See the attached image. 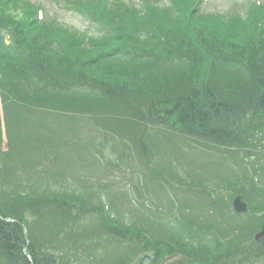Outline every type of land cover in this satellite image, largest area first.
<instances>
[{
	"label": "trees",
	"instance_id": "obj_1",
	"mask_svg": "<svg viewBox=\"0 0 264 264\" xmlns=\"http://www.w3.org/2000/svg\"><path fill=\"white\" fill-rule=\"evenodd\" d=\"M42 1L0 0V104L8 148L4 153L0 145V264H129L147 252L154 253L153 264L176 257L188 264L264 263V244L248 255L230 241L231 231L251 227L250 212L264 211L257 201L264 199V0L248 1L244 15L228 17L201 10L202 0H55L81 13L93 33L46 17ZM28 114L61 115L95 126L102 136L142 137L140 144L162 135L165 151L183 143L189 153L217 157L221 167L230 159L235 169L221 186L209 178L179 183L206 196L209 213L204 206L188 215L172 199L159 212L126 195L118 208L123 194L112 186L73 187L34 176L47 158L40 136L33 140L40 124ZM33 143L40 153L35 160ZM65 143L77 152L86 148L75 136ZM155 163L165 180L178 178L170 166ZM236 195L249 202L246 216L231 210ZM215 211L227 213L229 225L221 227ZM86 218L100 224L80 230Z\"/></svg>",
	"mask_w": 264,
	"mask_h": 264
},
{
	"label": "rangeland",
	"instance_id": "obj_2",
	"mask_svg": "<svg viewBox=\"0 0 264 264\" xmlns=\"http://www.w3.org/2000/svg\"><path fill=\"white\" fill-rule=\"evenodd\" d=\"M141 0H135L138 5H140ZM210 2L209 10L213 11L215 14L219 13L226 17L232 15L231 13H237L238 5L246 3L248 0H208ZM55 0H46V8H45V16L51 19L59 20L63 25L72 27L76 30H86L89 29L91 33L95 31V27L91 24L84 23L81 18V13L74 11L73 9H69L64 7V3H54ZM208 2V3H209ZM168 4V0H162L160 2L161 5ZM242 13V12H240ZM16 16L18 19H22L23 16L20 13H17ZM22 16V17H21ZM21 115V114H18ZM27 120H32L34 123H39L40 127L35 128L34 131L38 133V135H34L33 140L40 136L42 144L41 155H44L47 158V161H44V166L39 167L36 166L33 168L35 172L33 173L34 176H42V181L45 183L47 178L48 181H52L54 177L57 179L65 180L71 186L82 187L85 185H101V186H112L114 193L121 192L122 198H119L118 195L116 197V205L120 208V205H124L125 203V195L130 200H141L143 204L150 205L159 212L161 210L165 211V204H170L169 200H174L176 202V208L179 211L188 212L193 211V208H200L204 207L203 212H208L211 209L209 205H211L207 200L206 196L199 197L196 191H193V194L189 191H186L185 187H180L179 183L181 181H200L205 180V178L214 179L215 182H219L220 186L223 184L224 180L231 179V173H233L234 169L232 167V163L230 159H227V162L224 163V167L219 166L223 162L218 159L217 157L205 155L204 153L194 152L189 153L188 148L184 147L183 143H173V148H169L166 151L160 148V144L164 145V138L162 135L159 136L160 139H156L157 137L154 136L150 139V141L146 140L140 144L142 137L131 138L130 140L128 137L126 140L120 139L119 137L105 135L97 133L94 128L91 129L89 124L85 122L82 125H79V120L69 119L60 116H52L46 117L44 115L39 114L38 116H32L29 114L26 116ZM2 120H4V114L2 115L0 111V145L2 152L8 153V148L6 146L7 143V135H5V129L2 128ZM77 122V123H76ZM71 123H73L71 125ZM69 127L62 128L64 125ZM75 124V125H74ZM92 125V124H91ZM73 136L76 139L80 140L82 146L86 148L83 149L81 152H77V146L75 144L68 145L65 147V142L69 141ZM167 136V135H166ZM168 138V137H167ZM105 141V143H104ZM152 143V144H151ZM38 145V144H37ZM60 145V147L58 146ZM153 145V147H152ZM147 147L152 152V156L154 160L150 157L149 159L146 158V150H142V148ZM155 150H152V148ZM65 147V148H64ZM32 151V160H35L37 156H39V152L36 150V144L33 143L31 147ZM158 148V149H157ZM58 149V150H57ZM64 149V150H63ZM64 151L66 155H62L61 159L59 160L58 155ZM171 151L173 153L172 158L167 157V153ZM155 152V154H153ZM167 152V153H166ZM28 159L31 157L28 153H23ZM40 155V157H41ZM147 156V157H148ZM171 162L170 164L168 163ZM153 162L155 166L159 164H166V168L168 169L169 166L171 167L169 172L172 173L176 172L178 178L165 180L162 176L159 175L158 171H154L152 168ZM42 165V163H41ZM154 166V167H155ZM231 170V171H230ZM228 177V178H227ZM161 186V188L158 186ZM70 190V189H69ZM212 191V190H211ZM232 190L225 191V193H231ZM72 195V193H71ZM237 196V195H236ZM234 196L231 200L236 197ZM148 199L150 202L145 201ZM197 201V202H196ZM200 201V203H199ZM204 202V205L202 202ZM231 201V202H232ZM247 209H250L248 206L249 202H243ZM126 210L128 211L129 205H125ZM253 210V209H251ZM135 210H130V213H133ZM157 211L156 214L159 212ZM262 209L259 211L250 212L249 221L247 222H256V216L262 212ZM127 212V214H129ZM156 212V211H154ZM200 212V210H197ZM205 214V213H204ZM217 211L212 212V218L215 217H223V219L216 220L220 226H226L227 221H225L226 216ZM264 215V212L262 213ZM193 215V213H192ZM207 216V215H206ZM208 217V216H207ZM260 217V216H259ZM227 219V218H226ZM95 218H86V220L79 223L80 230H83L85 227H92L97 222L100 224V220ZM222 225V223H224ZM264 219L261 218L257 223L252 224L251 227H245L244 231L242 232H232V239L231 242L234 243V249H244V253L248 254L251 251V248L258 246L255 244L253 239H248L249 232H254L255 225L258 227L260 223L262 224ZM76 227V226H75ZM227 228V227H226ZM246 232V233H245ZM224 239V237H223ZM248 239V240H246ZM225 240V239H224ZM246 240V241H245ZM221 242V241H220ZM90 242L89 244H91ZM118 248L123 249L124 256L127 255L125 252L124 247L122 245L113 244ZM114 250V248H109ZM111 253H117L115 251H110ZM103 252H98L96 257H102ZM142 254H137L136 256L132 257V253L130 256L132 257L131 263L129 264H138L139 259L141 258ZM226 259L230 258V256H224ZM113 258V255H112ZM176 257L174 259L165 258L167 260L164 264H188V261L182 262L178 261L175 262ZM162 262V263H163ZM161 263V264H162Z\"/></svg>",
	"mask_w": 264,
	"mask_h": 264
},
{
	"label": "water",
	"instance_id": "obj_3",
	"mask_svg": "<svg viewBox=\"0 0 264 264\" xmlns=\"http://www.w3.org/2000/svg\"><path fill=\"white\" fill-rule=\"evenodd\" d=\"M233 210L235 211V213H244L246 211L244 204L240 201L238 197H236L235 201L233 202ZM261 238H264V226L260 230L259 234L256 235L255 240H259ZM152 256V253L142 255L139 259L138 264H147V262L150 263L153 258Z\"/></svg>",
	"mask_w": 264,
	"mask_h": 264
},
{
	"label": "flooded vegetation",
	"instance_id": "obj_4",
	"mask_svg": "<svg viewBox=\"0 0 264 264\" xmlns=\"http://www.w3.org/2000/svg\"><path fill=\"white\" fill-rule=\"evenodd\" d=\"M264 241V240H261V242Z\"/></svg>",
	"mask_w": 264,
	"mask_h": 264
}]
</instances>
